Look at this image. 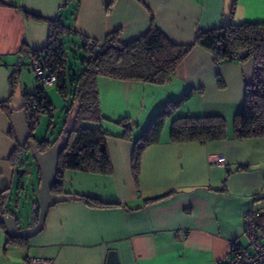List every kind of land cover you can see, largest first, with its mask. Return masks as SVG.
Returning a JSON list of instances; mask_svg holds the SVG:
<instances>
[{"label": "crops", "instance_id": "1", "mask_svg": "<svg viewBox=\"0 0 264 264\" xmlns=\"http://www.w3.org/2000/svg\"><path fill=\"white\" fill-rule=\"evenodd\" d=\"M0 2V104L12 100L15 71L17 82H28L29 87L30 79H24L20 67L30 65L32 51L46 46L51 21L68 27L80 43L98 44L116 31L126 44L155 26L171 43L190 45L199 33L221 26L264 24V0ZM254 70L251 57L215 63L210 52L194 46L163 85L99 77L102 120L85 125L106 134L112 173L66 170L61 194L77 200L51 207L43 230L22 243L8 242L10 237L0 228V264H30L32 258L52 264H107L109 252H115L118 264H228L233 244L248 245L246 213L264 214V138L238 140L233 130ZM35 84L36 77L31 92ZM31 92L23 90V94ZM170 102L180 104L167 117L159 141L143 151L135 182V143ZM41 116L45 115L38 116V123ZM205 116L224 119L226 139L207 143L170 140L174 120ZM123 121L131 128L129 140L124 138ZM52 125L45 137L51 142L57 136L50 132ZM10 131L11 118L0 107V194L9 193L4 209L17 219L14 208L19 207L24 188L16 174L20 167L13 158L16 142ZM33 136L37 139L35 130ZM218 158H224L226 167L217 165ZM79 197L109 207H89ZM35 200L33 191L31 214Z\"/></svg>", "mask_w": 264, "mask_h": 264}, {"label": "trees", "instance_id": "2", "mask_svg": "<svg viewBox=\"0 0 264 264\" xmlns=\"http://www.w3.org/2000/svg\"><path fill=\"white\" fill-rule=\"evenodd\" d=\"M0 4L3 3L0 2ZM25 15L35 20H42L40 17L29 16L26 13ZM49 25L50 33L46 46L31 53L41 68L56 78L54 87L68 103L65 121L73 104L79 103L73 128L59 155L57 180L52 189L53 193L61 194L62 175L66 170L99 175L112 173L105 145L106 134L100 128L85 125L87 123L99 124L102 120L97 79L105 77L118 81L163 85L171 79L182 59L194 46L210 52L215 63L231 59L240 60L239 53L248 50V57L253 59L255 70L251 82L245 87L244 106L233 120L234 137L238 140L264 138V24L244 23L235 26H221L199 33L190 45L171 43L155 26H152L138 39L126 44L120 42L119 33L116 31L108 33L102 43H95L98 46L96 50L88 49L87 41L83 43L77 41L71 30L59 21H51ZM75 49L83 54L79 58L78 67L70 64L69 60V52L73 54ZM17 75L18 72L15 71L11 76L13 89L18 83ZM219 84L222 85L220 80ZM189 96V93L186 94L183 100ZM23 100L27 103L30 138L36 142L38 150L44 152L54 140L51 142L45 138L38 141L33 136V132L38 123V116L53 117V105L46 95V88L38 83L37 78L34 90L31 93H24ZM7 103H1L0 107L6 110L8 116L11 117V112L6 108ZM179 104V102H170L164 105L150 122L143 137L136 141L132 156V175L135 182L138 180L143 151L159 141L167 117L176 110ZM121 124L125 130L124 138L129 140L131 128L127 125L128 121H123ZM49 125H52V122ZM59 134L60 132L56 138ZM10 135L16 142L12 129ZM224 139H226V123L220 116L181 117L174 120L170 128V140L174 143H207ZM22 151L29 154L27 147L22 149L16 142L13 154L16 164H18V157ZM36 170L39 181L37 166ZM239 170L241 169L237 171ZM9 196L8 192L0 194V214L7 205ZM166 196L168 195L163 197ZM78 200L93 208L109 207L87 197H79ZM262 219H264V214L257 216V229L260 235H264ZM0 228L4 229L1 224ZM25 240L7 239L10 243H22Z\"/></svg>", "mask_w": 264, "mask_h": 264}, {"label": "water", "instance_id": "3", "mask_svg": "<svg viewBox=\"0 0 264 264\" xmlns=\"http://www.w3.org/2000/svg\"><path fill=\"white\" fill-rule=\"evenodd\" d=\"M248 55V50H243L238 57L240 60H244ZM6 107L11 112V129L18 146L22 149L28 148L30 156L39 171V188L36 195L38 216L35 225L27 228H19L17 219L12 215H0V224L4 227L6 235L12 239H31L43 230L47 213L51 207L58 203L77 200V197L71 195L55 194L52 189L57 180L59 155L63 151L68 135L73 128L79 110V103L75 102L73 104L60 134L44 152H40L36 142L30 138L27 103L23 100V91L19 83L14 89L12 100L6 104ZM24 172L25 170L22 167L16 170L19 177ZM107 264H118L115 252H109Z\"/></svg>", "mask_w": 264, "mask_h": 264}, {"label": "rangeland", "instance_id": "4", "mask_svg": "<svg viewBox=\"0 0 264 264\" xmlns=\"http://www.w3.org/2000/svg\"><path fill=\"white\" fill-rule=\"evenodd\" d=\"M69 60L70 64H75V67L79 66V58L83 56L81 51L74 50V53L72 54L69 52ZM76 54V55H74ZM21 72L24 75V79L26 77H29V87L28 82L25 83L23 80L21 81L20 86L22 91L25 92H31L30 86L35 81V76L32 71V68L30 65L23 64L21 67ZM31 82V84H30ZM27 84V85H26ZM46 95L48 96L49 100L51 101L53 105V117L49 118L47 116H41L40 122L36 125L35 129V135L38 140H42L46 137L47 132L49 131V124L52 122V128L50 129V132L54 131L57 135L63 127V123L65 121L66 112H67V104L64 99L61 97V95L56 91L55 87H47L46 88ZM55 135V136H56ZM24 158V174L18 179L20 182V187L24 188V191L20 193V204L18 208H14L15 214L18 220V224L20 226L27 227L29 225V218L31 217V200H32V192L34 191L37 195L38 193V180H37V170L36 165L33 162L30 153L25 154ZM37 200V196H36Z\"/></svg>", "mask_w": 264, "mask_h": 264}, {"label": "built area", "instance_id": "5", "mask_svg": "<svg viewBox=\"0 0 264 264\" xmlns=\"http://www.w3.org/2000/svg\"><path fill=\"white\" fill-rule=\"evenodd\" d=\"M67 1V0H64ZM87 48L96 50L98 46L93 41H87ZM30 66L38 83L44 87H54L56 78L47 74L39 65L38 61L29 55ZM18 166L24 165L25 152H21L18 157ZM217 165L226 167L224 158L217 159ZM0 215L8 216L9 213L5 209L1 211ZM38 216V206L36 200L32 204L31 226L35 225ZM244 232L247 236V247L233 244L230 249V258L228 264H264V237H262L257 229V213L248 211L244 217ZM30 264H52L50 260L42 258H32L29 260Z\"/></svg>", "mask_w": 264, "mask_h": 264}]
</instances>
